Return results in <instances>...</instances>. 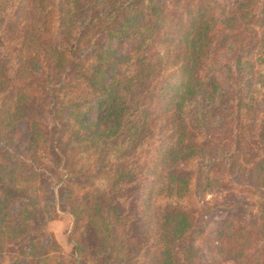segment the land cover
Instances as JSON below:
<instances>
[{
	"label": "trees",
	"instance_id": "obj_1",
	"mask_svg": "<svg viewBox=\"0 0 264 264\" xmlns=\"http://www.w3.org/2000/svg\"><path fill=\"white\" fill-rule=\"evenodd\" d=\"M36 176L62 186L89 264H264V0H0V239L32 219V251L40 210L9 219L17 180ZM129 180L148 209L133 236L114 204ZM205 190L236 220H220L209 262L193 243Z\"/></svg>",
	"mask_w": 264,
	"mask_h": 264
},
{
	"label": "rangeland",
	"instance_id": "obj_2",
	"mask_svg": "<svg viewBox=\"0 0 264 264\" xmlns=\"http://www.w3.org/2000/svg\"><path fill=\"white\" fill-rule=\"evenodd\" d=\"M43 117L45 118L43 122L45 126L44 128H49L52 125L50 116L45 115ZM208 122L210 128L208 131L218 127L219 122L217 121V118L209 119ZM203 129L204 128H200V130ZM208 131L207 128L204 129L207 136H209ZM211 133L212 132H210V134ZM19 134L20 136L17 138V141L13 144V146L19 156H21L26 152V139L28 136L23 125L19 126ZM96 158L97 153H95L92 149H89L86 153L80 154V156H73L74 161H77L76 166H81L83 169L90 166ZM48 166L51 165L48 164ZM214 175L215 174L211 173L207 179L212 180ZM17 185L19 188L24 190L25 197L24 199H20L12 203L10 206L9 221H11L12 224H16L19 218H21V209H23L24 205L30 200L32 204L34 203V208H38L40 210V213L38 212L41 222L40 225L45 231L46 237L38 239L36 249L34 251H32V248H28L25 245L30 238H35L36 236V233H34L33 230L36 226L33 224V220L28 218L29 220L27 222L29 223L30 230L16 232L15 234L7 236L6 239H0V264H30L31 261L37 258L42 260L41 258H43V256H46L49 259L45 262V264H89L88 260H91L92 256L89 258L84 254L74 252L75 241L78 242L80 248H84L88 239H86L84 235L81 236L80 233H76L74 236L72 235L74 218L68 212V206L64 194L61 196L63 189L60 183L45 184L43 178L36 176L33 177L31 181L24 182L17 180L16 186ZM210 190H212L211 187ZM210 192L211 191L207 192L206 190L203 191L202 200L208 203V208L211 210L209 212L211 218L207 226H203L202 234L199 235L200 238L193 242L196 249L195 256H203L202 259L208 262L210 258L213 257L212 255L214 252L212 246H216L214 239L217 240L218 234L221 231H224L223 226L220 224V220L227 218L229 223L235 224L236 222L231 208L229 210H224L223 213L220 210L212 209V204L210 202L213 200L217 201V199L221 198V196L218 193L215 194L212 192L215 194L213 195ZM141 199L140 189L135 181L132 180L126 181L123 187H121L114 195V204L116 205L124 222L128 223L127 229H125L130 231L132 236L137 235L140 232L139 228L141 225L137 224V215H139L140 212L146 213L148 211L147 208L141 209ZM247 202L248 201L246 200H242L240 205L243 206ZM31 207L32 206H28V209ZM249 210L252 213L255 209L252 210L249 208L248 211ZM250 227V224H248L249 229ZM117 234L118 233H116V236ZM128 242L129 244L126 247V251L123 252L124 254L133 252L130 239ZM128 248L129 250L127 251ZM45 250H47V252L44 254ZM29 252L33 256L29 255ZM111 254L112 256L115 255L114 252ZM120 254L121 253H119V255ZM105 258L106 256H99L97 259L104 260ZM94 264L98 263L94 262ZM118 264H124V261L118 262Z\"/></svg>",
	"mask_w": 264,
	"mask_h": 264
}]
</instances>
